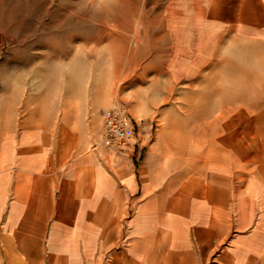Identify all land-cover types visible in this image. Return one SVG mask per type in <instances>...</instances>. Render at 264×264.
Wrapping results in <instances>:
<instances>
[{
    "label": "rangeland",
    "instance_id": "rangeland-1",
    "mask_svg": "<svg viewBox=\"0 0 264 264\" xmlns=\"http://www.w3.org/2000/svg\"><path fill=\"white\" fill-rule=\"evenodd\" d=\"M174 1L0 0V115L48 127L70 156L122 109L142 120L136 168L162 166L166 185L210 162L251 175L264 150V41L181 28L193 21ZM176 39L200 49L184 60Z\"/></svg>",
    "mask_w": 264,
    "mask_h": 264
},
{
    "label": "crops",
    "instance_id": "crops-1",
    "mask_svg": "<svg viewBox=\"0 0 264 264\" xmlns=\"http://www.w3.org/2000/svg\"><path fill=\"white\" fill-rule=\"evenodd\" d=\"M174 2L193 21L176 30L264 41V0ZM196 45L176 39L184 60ZM137 140L68 156L48 127L0 115V264H264V150L251 175L210 162L171 186L136 168Z\"/></svg>",
    "mask_w": 264,
    "mask_h": 264
},
{
    "label": "built area",
    "instance_id": "built-area-1",
    "mask_svg": "<svg viewBox=\"0 0 264 264\" xmlns=\"http://www.w3.org/2000/svg\"><path fill=\"white\" fill-rule=\"evenodd\" d=\"M142 120L132 117L126 110H108L104 112L103 142L106 146L121 151L131 150L134 126L140 127Z\"/></svg>",
    "mask_w": 264,
    "mask_h": 264
},
{
    "label": "bare ground",
    "instance_id": "bare-ground-1",
    "mask_svg": "<svg viewBox=\"0 0 264 264\" xmlns=\"http://www.w3.org/2000/svg\"><path fill=\"white\" fill-rule=\"evenodd\" d=\"M114 110H116V109H114ZM137 120H138V118H137Z\"/></svg>",
    "mask_w": 264,
    "mask_h": 264
}]
</instances>
